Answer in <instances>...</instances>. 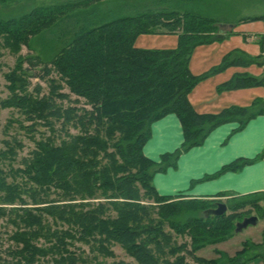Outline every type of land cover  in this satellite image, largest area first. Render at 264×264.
Returning a JSON list of instances; mask_svg holds the SVG:
<instances>
[{
  "label": "trees",
  "instance_id": "obj_1",
  "mask_svg": "<svg viewBox=\"0 0 264 264\" xmlns=\"http://www.w3.org/2000/svg\"><path fill=\"white\" fill-rule=\"evenodd\" d=\"M15 1L0 0V5ZM138 1L150 4L158 0H82L0 19V49L9 47L14 53L22 45L31 49L29 38L36 35L43 44L54 43L49 60L19 55L8 75L12 96L2 106L19 109L29 120H44L51 127V119H57L66 132L59 143L52 137L37 141L36 150L23 160V168L9 172L0 168V218H7L15 229L12 259L0 256V264H38L50 254L54 264H80V256L70 248L76 241L105 257H114L111 247L121 245L137 264H188V257L200 264H221L196 253L234 237L236 224L253 215L251 210L243 211L246 208L264 218L262 200L254 194L240 196L233 205L227 200L228 212L212 218L205 211L217 201L163 196L153 182L157 173L177 168L180 157L202 146L218 127L237 122L239 127L233 131L237 133L264 114V99H256L248 107L233 105L216 114H200L189 98L200 82L230 66H263L264 37L262 55L233 52L221 65L194 75L190 61L195 49L225 40L232 33L221 35L216 20L194 12L150 8L137 12ZM125 8L129 13L125 14ZM142 34L178 35V46L138 48L135 43ZM25 62L32 67L43 63L45 75L56 73L61 82L52 79L49 95L41 97L39 87L35 95L28 90L29 78L35 75L24 68ZM65 86L79 98L75 104L84 99L91 108L58 104V99H70L60 92ZM260 86L264 87V77L237 74L219 91ZM171 114L181 122L184 142L156 162L145 155L144 148L152 125ZM69 126L78 133L71 134ZM7 145L0 151V162L17 155L16 148L10 142ZM261 157L235 160L193 184L240 171ZM186 235L190 247L187 242L177 243V236ZM262 248L264 241H246L235 256L225 254L223 264H247L263 258L264 252L247 255ZM83 262L88 264L87 259Z\"/></svg>",
  "mask_w": 264,
  "mask_h": 264
},
{
  "label": "crops",
  "instance_id": "obj_2",
  "mask_svg": "<svg viewBox=\"0 0 264 264\" xmlns=\"http://www.w3.org/2000/svg\"><path fill=\"white\" fill-rule=\"evenodd\" d=\"M226 1L227 4L221 3L223 0H217L219 3L212 15L206 11L208 0H158L150 4L148 1H138L135 11L142 13L150 8L186 13L196 9L192 6L195 3L199 6L200 15L209 14L207 17L217 20L218 32L221 35L232 33L225 40L201 45L195 49L190 69L194 75H202L221 65L225 57L233 52H237L235 55L246 54L250 57L263 54L260 41L264 37V0H237V7ZM233 1L232 3L236 4ZM124 12L129 13L126 8ZM258 17L261 19L241 21ZM135 45L143 49H174L178 46V35L142 34L137 38ZM262 61L264 62V58L260 59V62ZM237 74L264 77V65L230 66L200 82L189 96L195 110L200 114H216L233 105L248 107L256 99H264V87L261 86L220 92L219 87ZM238 127L237 122L218 127L202 146L183 154L177 168L157 173L153 182L159 194L222 201L227 197L264 193V114L251 120L242 131L233 133ZM151 130V138L144 148V153L156 162L161 161L162 155L179 149L184 142L181 122L174 114L155 122ZM256 157L261 158L240 171H229L219 178L193 184L205 176L217 173L235 160ZM222 193L229 196L219 197ZM259 223L262 224L261 238L255 243L264 241V218L260 219ZM261 259L264 262V257Z\"/></svg>",
  "mask_w": 264,
  "mask_h": 264
},
{
  "label": "rangeland",
  "instance_id": "obj_3",
  "mask_svg": "<svg viewBox=\"0 0 264 264\" xmlns=\"http://www.w3.org/2000/svg\"><path fill=\"white\" fill-rule=\"evenodd\" d=\"M80 1L82 0H16L15 2H11L3 6L0 5V19L6 20L12 17H21L39 7L56 5L58 3H78ZM228 1V4H233L236 7L239 5L237 0H234L236 4L232 3L233 0ZM207 3L208 4H206V11H208V13L211 15L214 14V9L219 2H217V0H208ZM221 3L227 4V1L223 0V2ZM192 6L196 8L195 10H193V12L196 14H200L199 6L197 7L195 3H193ZM79 8L84 9L83 5H81V7ZM209 14H207V16ZM209 18L215 20L214 17ZM38 36L39 35H36L35 37ZM35 37L29 38L31 44H33L31 49L25 45H22L20 47L19 53H14V50L9 47H2L0 49V151L7 149V142H10L11 145H13L17 151V155L13 156V158L3 159L0 162V168L4 169V171L6 172H9L11 168H23V160L29 158L31 156L32 151L36 150L35 145L37 141L52 137L56 139V141L59 143L61 138L64 137L66 134L65 130L62 127L61 121H58L57 119H51V121H53L54 123L53 127H51L46 125L44 120H29L27 118V115H25L19 109L5 108L2 106V102L12 96V92L11 90H9V85L11 81L8 79V75L13 72L19 55L35 57L39 55L42 56L45 61L50 59L48 52L51 49L52 44L54 43L46 42L45 44H43V41H40L38 40V38ZM36 62L37 61L34 60V63ZM43 67V63L36 67H32L31 63L29 62H25L24 64V68L29 69L30 73L35 75L32 78H29L28 90L37 95L36 88L39 87L41 97L49 95L52 87V83L50 81L52 79L57 80L59 83L61 82L59 79L60 76L56 73H52L49 76L45 75L44 71H42ZM60 92L67 93L70 96V99H58V104L64 107L76 106L86 109L91 108L86 104L84 99H80V104H75L74 100L79 98L72 94L68 87L65 86V88H63V90H61ZM67 130L71 134H77L79 131L74 126L67 127ZM16 142L21 143L22 147H18ZM18 180L21 181V178L19 177ZM8 181H13V177L10 176L8 178ZM254 196V198H260L262 200L261 205L264 208V193H258L256 195L254 194ZM238 199L241 198L227 197V199L222 200V202L226 203V201L228 200V202L233 205L235 201H238ZM4 207L8 206L4 205ZM246 210H251L253 215H256L255 210H253L251 207H248L243 211ZM261 228L262 224L260 223L257 226L251 225L248 228L244 229L242 232L235 233L234 237H232L230 240L224 241L215 246L206 247L203 250L197 252L196 255L204 257L208 260L217 259V261L219 260L221 264H223L226 260L224 258V255L226 254L229 257L235 256L237 251L243 249L244 242H258L261 238ZM167 230L171 231L170 229ZM13 231H15L14 226L9 223L8 219L0 218V256L5 260L12 259V256L10 255V249L13 248L15 243L11 239ZM176 240L177 243L183 244L184 242H187L189 247L191 246V239L187 235L177 236ZM48 245L49 247H52L53 243L50 242ZM70 248L71 250L76 251V254L80 256V264H84L83 261L85 259H87L88 264H137L134 259L126 253L125 248H123L121 245H113L111 247V250L114 252V257H105L99 252L93 251L91 246L85 245L78 241L75 242L74 247L70 246ZM216 250H219V252H217ZM263 252L264 248L254 249L248 252L247 255L248 257H253L256 254H260ZM54 255L57 256V254ZM52 256L53 255L50 254L48 256L42 257L38 264H54ZM187 262L188 264H200L196 261L195 258L192 257H188ZM247 264H264V262L259 257L251 260Z\"/></svg>",
  "mask_w": 264,
  "mask_h": 264
},
{
  "label": "water",
  "instance_id": "obj_4",
  "mask_svg": "<svg viewBox=\"0 0 264 264\" xmlns=\"http://www.w3.org/2000/svg\"><path fill=\"white\" fill-rule=\"evenodd\" d=\"M228 205L225 202L217 201L215 207L208 209L205 211L207 216L215 218L217 216H222L228 212ZM260 222V217L257 215H252L250 217L244 218L242 221L236 224V233L242 232L244 229L248 228L249 226H256Z\"/></svg>",
  "mask_w": 264,
  "mask_h": 264
}]
</instances>
